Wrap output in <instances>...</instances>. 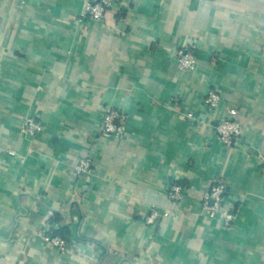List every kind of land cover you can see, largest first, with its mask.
Here are the masks:
<instances>
[{"label": "crops", "instance_id": "crops-1", "mask_svg": "<svg viewBox=\"0 0 264 264\" xmlns=\"http://www.w3.org/2000/svg\"><path fill=\"white\" fill-rule=\"evenodd\" d=\"M85 2L0 0V264H264V0H120L79 25ZM107 107L126 115L123 137H101ZM231 109L243 132L227 149L215 124ZM27 117L44 126L34 138ZM153 206L173 215L148 229Z\"/></svg>", "mask_w": 264, "mask_h": 264}, {"label": "built area", "instance_id": "built-area-1", "mask_svg": "<svg viewBox=\"0 0 264 264\" xmlns=\"http://www.w3.org/2000/svg\"><path fill=\"white\" fill-rule=\"evenodd\" d=\"M25 1V0H23ZM120 0H86L83 12L78 16L76 23L84 25L86 23H104L107 12ZM177 66L184 72H193L197 69V61L193 53L189 50H181L177 54ZM222 104V97L214 89L207 91L204 99V105L208 113H216ZM189 118L193 116L189 115ZM127 117L122 112L107 107L103 113L101 128V137L103 139L120 138L126 133ZM23 134L34 138L44 131L43 124L34 117H27L23 125ZM215 131L221 144L231 149L241 142L242 125L238 119L237 111L231 109L228 114L220 116L215 124ZM77 179H84L94 175L93 160L86 157L77 161L73 168ZM184 194V188L176 183L167 185V196L169 200L178 204ZM225 186L218 182L215 183L205 193L204 210L211 216L221 214L225 202ZM173 212L153 206L143 220L144 226L148 229L156 228L160 223L170 218ZM45 242L55 247L60 253L64 254L70 250L69 240L61 237H45Z\"/></svg>", "mask_w": 264, "mask_h": 264}, {"label": "trees", "instance_id": "trees-1", "mask_svg": "<svg viewBox=\"0 0 264 264\" xmlns=\"http://www.w3.org/2000/svg\"><path fill=\"white\" fill-rule=\"evenodd\" d=\"M56 222H57V218L55 220H51L52 225H54ZM67 235H68V233L66 231H59V232L52 231L49 235L47 234L48 237H61V238L66 239L68 241Z\"/></svg>", "mask_w": 264, "mask_h": 264}]
</instances>
